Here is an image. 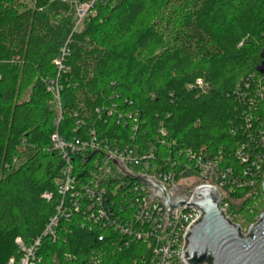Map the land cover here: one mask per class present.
<instances>
[{"label": "trees", "instance_id": "trees-1", "mask_svg": "<svg viewBox=\"0 0 264 264\" xmlns=\"http://www.w3.org/2000/svg\"><path fill=\"white\" fill-rule=\"evenodd\" d=\"M31 1L0 0V264L19 259L16 239L29 246L57 213L64 160L52 148L56 131L72 139L93 130L123 146L152 141L157 160L176 162L177 174L185 161L180 150L204 146L238 167L232 154L248 132L247 105L236 90L249 74L264 76V0H95L77 27L75 8L48 13L49 0ZM66 44L60 71L54 60ZM55 78L63 87L61 109L48 89ZM199 78L208 90L188 88ZM96 155L74 159L80 183ZM257 189L258 197L243 203L250 222L264 205ZM88 216L63 217L57 240L42 237L41 264H84L105 246L99 264H151L147 244L132 240L113 249L115 234L94 227ZM101 233L108 241L98 240Z\"/></svg>", "mask_w": 264, "mask_h": 264}, {"label": "built area", "instance_id": "built-area-1", "mask_svg": "<svg viewBox=\"0 0 264 264\" xmlns=\"http://www.w3.org/2000/svg\"><path fill=\"white\" fill-rule=\"evenodd\" d=\"M72 1L77 27L87 17L95 0ZM68 52L66 44L60 56L54 60L60 71L65 70L62 61ZM256 75L249 74L250 81H245L244 86L238 85L236 90L237 96L247 105L244 121L248 132L246 136L248 139L241 141L232 154L238 167H235L230 157L221 151L211 152L204 146L198 150L191 148L180 150L179 154L185 157V161L177 174L172 169L175 168L176 162L157 160L156 146L152 141L147 142L145 147H141L140 144L123 146L98 138L93 130L88 137L72 139L56 131L51 137L52 148L64 160L61 176L56 179L59 194L62 196L57 205V213L49 219L42 235L34 239L29 246L24 245L20 238L16 239L23 255L19 259L11 258L7 264H41L37 251L42 237L49 236L57 240L61 218L70 219L74 213L81 211L89 214L88 221L94 227L99 226L102 230L115 234L114 239H110L113 240V249H120L122 245L137 240L150 247L151 264H190L185 254L186 237L203 212L197 208L187 207L186 204L176 208L167 218L162 201L159 198H151V190L135 178L126 176L116 161L124 163L133 176L140 174L154 176L167 189L175 184L189 198L201 188L215 190L220 197V208L224 216L239 225L243 231L242 224L244 221L249 222L247 214L250 211V207L243 206V203L249 196L258 197L260 194L258 185L261 187L264 200V76ZM187 86L199 87L205 91L209 89L208 83L200 78ZM48 89L54 94L55 102L61 109L60 94L63 87L58 78L49 81ZM135 114L129 113L128 117L132 118L136 116ZM61 118L60 112L56 121L57 126ZM136 128L137 124L134 125V129ZM161 143L165 144L164 141ZM94 153L97 155L93 160V166L86 180L80 179V183L75 174L74 159L91 158ZM244 187L252 189L250 195L239 199L232 196L237 189ZM43 196L50 199L52 193L45 192ZM236 201H239V208H234ZM263 213L264 210L261 215ZM104 239L107 240L106 235L101 233L98 240ZM106 249L105 246L90 252L84 264H99Z\"/></svg>", "mask_w": 264, "mask_h": 264}, {"label": "water", "instance_id": "water-1", "mask_svg": "<svg viewBox=\"0 0 264 264\" xmlns=\"http://www.w3.org/2000/svg\"><path fill=\"white\" fill-rule=\"evenodd\" d=\"M260 70L264 72V61ZM126 176L133 177L151 190V198H159L169 218L176 208L200 209L202 217L190 228L186 237V260L190 264H264V213L247 233L227 219L220 208V197L211 188H201L189 198L175 184L170 189L154 176H133L124 163L116 161Z\"/></svg>", "mask_w": 264, "mask_h": 264}, {"label": "rangeland", "instance_id": "rangeland-1", "mask_svg": "<svg viewBox=\"0 0 264 264\" xmlns=\"http://www.w3.org/2000/svg\"><path fill=\"white\" fill-rule=\"evenodd\" d=\"M22 2H25L27 5H32L33 1L31 0H20ZM45 11L48 13H54V12H63V13H70L71 10L74 9L73 1L72 0H52L49 1L48 4L45 6ZM81 27V26H80ZM30 156V152L24 153L19 159L16 160V165L23 163L28 157ZM239 201L234 202V205H238ZM264 210V205L260 211V214L258 215L257 219L253 222H243V232L247 233L249 228L253 223H255L258 218L260 217L262 211Z\"/></svg>", "mask_w": 264, "mask_h": 264}]
</instances>
